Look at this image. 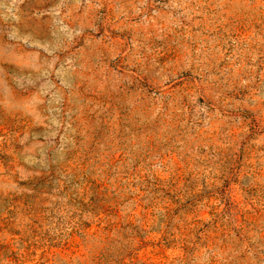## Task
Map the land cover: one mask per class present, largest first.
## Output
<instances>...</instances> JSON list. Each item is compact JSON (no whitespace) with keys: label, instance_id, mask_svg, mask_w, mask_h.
I'll return each instance as SVG.
<instances>
[{"label":"rangeland","instance_id":"rangeland-1","mask_svg":"<svg viewBox=\"0 0 264 264\" xmlns=\"http://www.w3.org/2000/svg\"><path fill=\"white\" fill-rule=\"evenodd\" d=\"M0 264H264V0H0Z\"/></svg>","mask_w":264,"mask_h":264}]
</instances>
